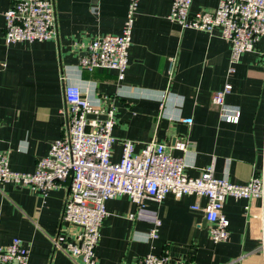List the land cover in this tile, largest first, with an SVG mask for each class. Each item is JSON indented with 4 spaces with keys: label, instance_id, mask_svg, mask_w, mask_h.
Here are the masks:
<instances>
[{
    "label": "crops",
    "instance_id": "obj_1",
    "mask_svg": "<svg viewBox=\"0 0 264 264\" xmlns=\"http://www.w3.org/2000/svg\"><path fill=\"white\" fill-rule=\"evenodd\" d=\"M14 1L0 0V150L11 170L34 172L51 142L64 136L63 88L68 84L79 86L92 104L101 106L106 98L114 107V162L122 140L132 141L136 153L155 140L184 159L190 177L212 167L215 177L245 184L264 169V37L230 74L231 46L218 30H185L171 22L172 0H138L128 67L120 81L113 70L80 68L79 59L97 36L121 33L128 0H50L56 40L7 46L4 13ZM218 2L192 0L190 13L214 10ZM226 84L231 91L224 103L239 111L236 123L224 121L211 102ZM178 142L188 144L185 151L174 148ZM69 185L66 180L43 195L0 184V245L17 237L28 249L29 264H78L52 242L69 231L61 224ZM194 205L204 207L206 200L167 195L140 206L128 196L107 201L97 264H137L148 254L183 264H264L260 201L226 198L229 237L216 244Z\"/></svg>",
    "mask_w": 264,
    "mask_h": 264
},
{
    "label": "built area",
    "instance_id": "obj_2",
    "mask_svg": "<svg viewBox=\"0 0 264 264\" xmlns=\"http://www.w3.org/2000/svg\"><path fill=\"white\" fill-rule=\"evenodd\" d=\"M123 28L117 35H102L88 45L86 54L79 59L80 68L113 70L122 81L128 67L132 29L138 0H128ZM192 0H172L168 19L182 29L205 33L219 31L220 37L230 43L229 73L241 56L255 50L264 37V0H219L214 10L190 13ZM4 43H42L56 40L57 21L54 4L50 0H15L4 13ZM231 85L212 94L211 102L221 118L229 123L239 120V111L228 108L225 96ZM64 114L67 117L65 134L50 144L47 156L40 158L32 173L10 169L8 156L0 150V184H12L46 195L66 180L69 193L63 205L61 224L68 233H58L52 240L55 249L63 251L78 264H97L95 250L100 231L107 217L106 202L121 196L136 205L146 199L162 202L167 195L176 199L183 196L204 198L206 205L192 206L201 211L209 224L213 243L228 240L229 222L223 214L226 198L258 200L261 204V250L264 251V169L255 172L245 184H234L217 178L212 167L204 168L197 177L185 173L182 157L174 156L157 141L146 144L138 153L130 140H122L120 159L111 158L116 143L115 109L109 99L101 106L90 102L79 86L63 88ZM88 115L94 116L88 118ZM105 116L104 120L99 116ZM188 144L178 142L174 148L185 151ZM247 209V207H246ZM159 222H156V227ZM157 229L149 233L154 239ZM28 249L22 240L14 237L0 245V264H29ZM137 264H183L167 255L148 254Z\"/></svg>",
    "mask_w": 264,
    "mask_h": 264
},
{
    "label": "water",
    "instance_id": "obj_3",
    "mask_svg": "<svg viewBox=\"0 0 264 264\" xmlns=\"http://www.w3.org/2000/svg\"><path fill=\"white\" fill-rule=\"evenodd\" d=\"M94 116H92V115H88V118H93ZM99 119H101V120H104L105 119V116H99Z\"/></svg>",
    "mask_w": 264,
    "mask_h": 264
}]
</instances>
